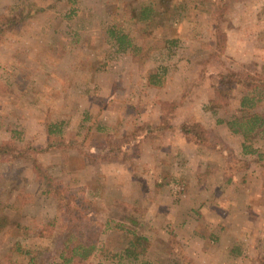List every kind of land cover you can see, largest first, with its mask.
Returning a JSON list of instances; mask_svg holds the SVG:
<instances>
[{"label":"rangeland","instance_id":"374dc122","mask_svg":"<svg viewBox=\"0 0 264 264\" xmlns=\"http://www.w3.org/2000/svg\"><path fill=\"white\" fill-rule=\"evenodd\" d=\"M148 1L161 16L145 35L170 44L144 40L153 47L137 62L108 31L141 45L129 17ZM19 10L27 17L0 37V144L44 149L45 127L56 124L62 146L35 160L95 225L118 223L82 264H255L264 255V127L247 144L256 154L242 155L225 123L244 90L214 89L228 70L264 79V0H170L164 9L154 0H0V15ZM166 119L175 129L143 131ZM182 122L200 126L209 145L186 141ZM109 137L112 151L125 141L122 154L104 155ZM30 166L0 163L1 264H28L15 245L55 258L64 219ZM126 228L148 240L135 262L120 257Z\"/></svg>","mask_w":264,"mask_h":264},{"label":"trees","instance_id":"16d2710c","mask_svg":"<svg viewBox=\"0 0 264 264\" xmlns=\"http://www.w3.org/2000/svg\"><path fill=\"white\" fill-rule=\"evenodd\" d=\"M154 1L164 9L170 0ZM160 16V12L153 9V3L148 1L146 4L140 5L133 10L129 17V21L136 27L137 32L141 35H145V32L150 33L147 30L146 24L149 22H157ZM25 17L27 16L20 10L16 13H12L10 16L0 15V37L4 30L7 31L15 27L21 23ZM108 36L114 39L118 50L125 51L128 49L133 60L137 62H141L147 58L153 47V45L146 44L144 40L149 39L154 44L164 42L165 44H163V46H168L170 44V41L163 40L162 42L157 38L150 37L148 34L142 37L143 41L139 46L132 45L127 35L119 31H108ZM150 83L155 84L157 82L150 80ZM226 85L241 88L244 90V95L239 99L238 116L233 117L231 121L225 124L231 133L240 135L242 140V155L256 154L247 144L252 141L254 135L262 131L264 127V112L260 111L264 109V79L256 78L245 72L228 70L225 73L218 74L214 90L218 92V88L220 90L221 86ZM173 108L174 106L172 109ZM152 126L145 125L143 131L148 134L153 130L160 133L175 129V127L171 125L169 119L161 121L156 126ZM45 128L46 141L49 142V144L44 149L34 145L17 146L7 141L0 144V163L8 164L22 161L23 159L31 160L30 171L38 184L41 185V194L52 198L61 217L64 219V223L59 228V232L56 236L57 239L53 244L55 257L52 259L53 261H43L41 258H37L35 255L36 252L32 253L29 248L20 249L18 245H15L14 250L27 257L28 264H82L85 263L95 251L99 235L106 229L116 230L118 228V223H115L113 227H109L107 222H104V225H95L91 217H88V215L81 210L80 204L73 203L71 198L62 193L59 184L44 172V168L35 160L34 156L50 149L59 148L63 143V139L57 138L54 141L52 140V136L58 132L56 124L47 125ZM177 129L186 141L198 145H209L206 132L200 126L190 122H182L178 125ZM112 139V137H109V150H107V153H104V155H108L112 151L115 145V142L110 143ZM129 140L132 141V137H129L128 141ZM118 142L116 149L113 150L112 153L117 151L122 154L121 148L125 144V141ZM123 233L126 243L121 247L120 257L135 262L139 256L145 253L148 240L146 237L136 234L129 228L124 229ZM252 263L264 264V255L255 258V261L252 260ZM140 264H145V262L141 261Z\"/></svg>","mask_w":264,"mask_h":264}]
</instances>
